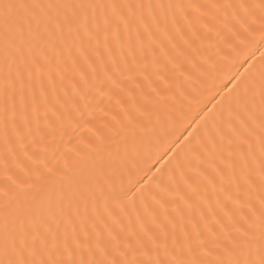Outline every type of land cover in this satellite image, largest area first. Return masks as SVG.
<instances>
[{"label": "snow or ice", "instance_id": "1", "mask_svg": "<svg viewBox=\"0 0 264 264\" xmlns=\"http://www.w3.org/2000/svg\"><path fill=\"white\" fill-rule=\"evenodd\" d=\"M0 264H264V0H0Z\"/></svg>", "mask_w": 264, "mask_h": 264}]
</instances>
